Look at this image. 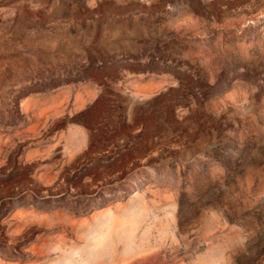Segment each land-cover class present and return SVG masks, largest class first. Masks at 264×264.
<instances>
[{
	"label": "rangeland",
	"instance_id": "1",
	"mask_svg": "<svg viewBox=\"0 0 264 264\" xmlns=\"http://www.w3.org/2000/svg\"><path fill=\"white\" fill-rule=\"evenodd\" d=\"M0 264H264V0H0Z\"/></svg>",
	"mask_w": 264,
	"mask_h": 264
}]
</instances>
